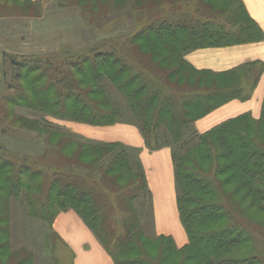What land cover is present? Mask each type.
<instances>
[{
  "label": "trees",
  "instance_id": "16d2710c",
  "mask_svg": "<svg viewBox=\"0 0 264 264\" xmlns=\"http://www.w3.org/2000/svg\"><path fill=\"white\" fill-rule=\"evenodd\" d=\"M89 1V9H95L100 1L108 2ZM133 1L137 2L127 0L131 5ZM84 2L57 0L60 7L77 5L81 10ZM198 2V16L186 4L187 10L156 18L125 39L131 47L123 46L118 38L96 40L64 55L5 53L4 61L18 84L16 91L4 97L10 105L41 114L43 120L50 115L89 125L113 124L121 120L126 108L148 148L157 147L160 141L171 150L176 205L188 242L178 248L167 236H156L154 241H166L162 247L166 252L182 254L181 264L204 250L197 264H260L263 233L257 225L264 226V98L257 118L244 112L202 133L193 123L230 100L248 99L264 62L247 61L218 72L196 69L185 55L199 48L261 41L264 34L248 16L242 0ZM151 36L162 48L141 49L137 41L147 45ZM21 120L23 126L44 135L60 159L73 164L72 170L56 163L43 168L37 159L0 150V170L8 171L6 188L0 187V191L9 208L13 200H23L29 217L47 223L57 211L73 209L115 264H156L157 260L143 253L138 240L142 235L141 206L149 196L139 158L131 156L120 142H85L60 129L42 126L40 119ZM69 149L71 155L65 154ZM125 173L129 179L119 184ZM235 177L239 179L233 190L226 191L224 187ZM103 185L125 205L121 218L113 214ZM240 191L243 194L239 199ZM245 199L248 204L242 207ZM6 209V205L0 206V218L6 216ZM11 215L9 212L8 221H3L9 227ZM207 217L225 221L208 232L195 231L196 223ZM2 225L0 250L11 241L10 231L7 234ZM241 247L248 250L243 253ZM127 248L137 252L132 259L120 262L117 253ZM225 249L231 252L219 253ZM28 260L22 257L14 264H26Z\"/></svg>",
  "mask_w": 264,
  "mask_h": 264
},
{
  "label": "rangeland",
  "instance_id": "374dc122",
  "mask_svg": "<svg viewBox=\"0 0 264 264\" xmlns=\"http://www.w3.org/2000/svg\"><path fill=\"white\" fill-rule=\"evenodd\" d=\"M88 2L90 1L85 0L82 10L81 7L77 5H68L72 7L71 11L63 12L62 15L72 17L74 19V26L66 27L63 31L60 30L56 33L57 35H50H54V38L51 39L53 46L50 43L51 48H48L50 53L63 54L67 52H78L84 49V46L102 39L116 40L119 38L118 40L123 46L131 47V45L128 46L129 40H124L127 38L130 39V37L139 32L141 28L146 27L148 23L156 18L164 15L169 17L173 12L175 13L181 9L182 11L187 10L188 7H186V4L190 5V8L195 11V15L198 16L199 14L196 12V9L200 7L199 5L201 4L198 0H190L189 2H187V0H137L135 3L133 1L131 5L127 0H108V2L100 1L98 4H95V9H89V7L86 6ZM31 4L33 5L23 0H0V150L5 149L19 157H26L29 160L37 159L38 163L42 164V167H48L50 165L53 167L56 163L71 169L73 163L60 159L55 149H53V144L47 143L44 139V135L37 130L28 129L23 126L22 117L40 119L42 120V126H51L60 129L71 134L76 140L91 143H122L126 146V149L131 152V156L133 155L139 158L145 177L146 187L149 190V196H146V199L143 200L144 203L142 202V214L140 216L142 235L138 240L142 244L143 253L148 255L152 260H157L156 264H181L182 254L166 252L162 248L163 245L167 243L166 241H154L156 236H167L172 239L174 245L178 248L186 245L188 242V236L180 220L176 205L177 193L175 173L170 147L165 146L164 143L162 144L159 141V146L156 145L157 147L155 148H148L144 143L139 129L133 123L130 112L126 110V108L122 110L124 116H122L121 120L113 124L89 125L58 119L50 115H45L44 118L47 120H43L41 119L43 117L41 114L26 109L18 104L10 105L8 100L5 99V95L16 91L15 88L18 81L12 79L13 76L10 66L4 61V54H15L13 51L20 49L17 45L20 39L26 41L30 40V35L27 34V32L25 33L27 23L25 24L21 17H25L27 13L39 14L41 10V8L34 3ZM83 10L86 11L85 14H83ZM203 14H206V12ZM247 14L250 17L248 12ZM62 15H59V17H62ZM204 16L205 15L201 17H207ZM26 17H40V15H26ZM153 39L154 37L151 36L150 43L147 45H145L143 41H137V44L145 51H153L155 47L159 49L162 48L161 44L156 43ZM26 49L29 48L27 47ZM128 50L132 51L131 48H128ZM261 59H264V55L261 56ZM168 61L170 62V60ZM188 63L195 67L191 62L188 61ZM195 68L199 70L208 69ZM213 71L219 72L224 70ZM208 84L211 85L212 83L210 82ZM250 84L251 82L247 86L249 87ZM197 120L198 119L195 121ZM195 121L193 126L195 130L199 132L195 126ZM152 142L154 145L156 144L154 140H152ZM72 148H75V146ZM71 150L69 149L65 154L70 153L71 155ZM47 152L48 154H46ZM7 173L8 171L6 170H0V187L3 189H5L7 185L5 182ZM228 174L229 171L226 172L224 176ZM1 179H3V181ZM127 179H129V176L125 173L119 178V184L125 183ZM238 179L237 177L232 179V181L224 187L225 190L228 192L232 191ZM36 183L40 184L39 181H36ZM103 187L109 196V203L112 205L113 214H116L117 218H121L125 213L123 208L125 205L116 197L113 190H109L106 185H103ZM242 194L243 191L238 192L237 197L240 199ZM11 203V208H9L8 201L1 190L0 206L6 205L7 209L6 216H1L0 218V225H4L2 226L5 228L7 234L10 231L11 241L10 243L7 241L6 248L0 250V264H7V262L10 263V261H13L11 264H14L16 263L15 260L21 259L22 257L29 258L26 264H75L77 252L75 253L74 249L68 244L65 236L66 232L63 231L65 229L61 228V231L57 229L55 225L59 214L62 212L72 211L79 216L75 210H59L55 213L52 222L47 223L46 221L29 217L26 214L25 202L23 200L20 202L13 200ZM247 204L248 200L245 199L241 205L242 207H246ZM132 207L130 205L131 212L134 211ZM250 211L252 213L253 210ZM9 212L12 214L10 227L7 223H3V221H8ZM78 218L83 220L80 216ZM217 221L218 220L215 218L207 217V219H203L196 223L195 231L208 232L219 227L225 220L221 219V221ZM85 225L97 239L91 228L86 223ZM259 226L257 225L258 231L263 233L262 236H260L262 240V244L260 245L262 252L260 264H264V226ZM97 241L105 251V254L108 255L110 264H115L107 249L98 239ZM108 244H111L110 241ZM108 246L111 248V245ZM85 247L83 251L86 249ZM240 250H243L244 253L248 248L241 247ZM224 251L225 252L219 253L229 254L231 252L227 249ZM136 252L134 248H127L117 253V258L120 262L123 258L132 259ZM204 252H206V250H204ZM204 252L195 253L196 255L198 254L197 257L199 258L202 257L200 253ZM208 252L210 251H207V253ZM84 253L86 252L84 251ZM197 257L191 258L192 260H188L185 264H197ZM79 258L84 259L82 255H79Z\"/></svg>",
  "mask_w": 264,
  "mask_h": 264
},
{
  "label": "crops",
  "instance_id": "0c3cea01",
  "mask_svg": "<svg viewBox=\"0 0 264 264\" xmlns=\"http://www.w3.org/2000/svg\"><path fill=\"white\" fill-rule=\"evenodd\" d=\"M23 1L34 3L41 10L39 14L27 13L25 17H21L25 24L27 23L25 33L27 32L30 35V40L20 39L17 43L20 49L13 52L15 54L49 53L48 48H51V39L54 38V35H57V32L63 31L66 27L74 26L72 17L62 15L63 12L71 11L72 7H60L57 4V0ZM242 2L250 17L260 26L264 33V0H242ZM26 15H40V17H26ZM59 15H62V17H59ZM51 34L54 35L50 36ZM27 47L31 50L26 49ZM262 55H264V39L257 42L224 47L199 48L186 53L185 58L197 68L225 70L247 61L261 60L264 62V59H261ZM263 95L264 69L248 99L228 101L195 121V126L199 132H203L224 120L244 112H249L254 118H257L260 115ZM78 217L72 211L62 212L55 223L57 229L61 231V228L65 229L63 231L66 232L65 236L68 244L74 249L75 253L77 252L75 264H110L108 255L105 254V251L101 248L84 221ZM84 247L86 248L84 250L86 253L83 251ZM79 255H82L84 259L79 258Z\"/></svg>",
  "mask_w": 264,
  "mask_h": 264
}]
</instances>
